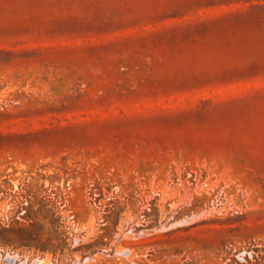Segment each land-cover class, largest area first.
Listing matches in <instances>:
<instances>
[{
  "label": "rangeland",
  "instance_id": "rangeland-1",
  "mask_svg": "<svg viewBox=\"0 0 264 264\" xmlns=\"http://www.w3.org/2000/svg\"><path fill=\"white\" fill-rule=\"evenodd\" d=\"M0 255L264 264V0H0Z\"/></svg>",
  "mask_w": 264,
  "mask_h": 264
},
{
  "label": "built area",
  "instance_id": "built-area-1",
  "mask_svg": "<svg viewBox=\"0 0 264 264\" xmlns=\"http://www.w3.org/2000/svg\"><path fill=\"white\" fill-rule=\"evenodd\" d=\"M12 256H14V257H18V255H14V253L12 254ZM1 257H2V256L0 255V258H1ZM7 257H8V256H6V257H4V258L2 257V258H3V262H2V264H9V263L6 262ZM35 261H40V263H38V264H41V263H42V261L39 260V259H37V260H35ZM35 261H34V262H35ZM14 263H15V262H14ZM14 263H13V264H14ZM24 263H27V261H25ZM24 263H21V264H24Z\"/></svg>",
  "mask_w": 264,
  "mask_h": 264
},
{
  "label": "bare ground",
  "instance_id": "bare-ground-1",
  "mask_svg": "<svg viewBox=\"0 0 264 264\" xmlns=\"http://www.w3.org/2000/svg\"><path fill=\"white\" fill-rule=\"evenodd\" d=\"M11 259V258H10Z\"/></svg>",
  "mask_w": 264,
  "mask_h": 264
}]
</instances>
